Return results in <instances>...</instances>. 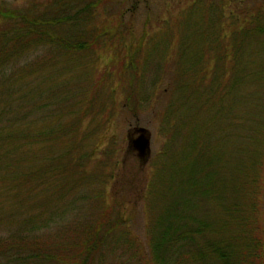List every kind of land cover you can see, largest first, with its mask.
Masks as SVG:
<instances>
[{"label":"trees","instance_id":"16d2710c","mask_svg":"<svg viewBox=\"0 0 264 264\" xmlns=\"http://www.w3.org/2000/svg\"><path fill=\"white\" fill-rule=\"evenodd\" d=\"M129 1L135 12L141 0ZM103 2L0 7V264H264V119L230 118L243 76L230 86L220 79L225 70L208 77L194 35L181 38L162 89L168 136L148 166L144 238L124 202L107 197L115 169L84 166L96 146L81 153L78 125L107 120L112 104L98 98L91 65L83 79L71 69L86 70L83 56L113 42ZM124 17L116 20L127 31ZM258 30L235 31V54ZM171 47L148 37L123 62L122 107L137 122L164 81ZM259 74L262 64L245 76Z\"/></svg>","mask_w":264,"mask_h":264},{"label":"rangeland","instance_id":"374dc122","mask_svg":"<svg viewBox=\"0 0 264 264\" xmlns=\"http://www.w3.org/2000/svg\"><path fill=\"white\" fill-rule=\"evenodd\" d=\"M23 2L0 0V7L22 6ZM102 5V20L112 24L113 42L83 56L86 70L71 71L76 78L83 79L89 72L88 66L93 67L96 81L100 84L98 98L112 104L111 116L109 112L105 113L109 116L107 120L102 117L103 114L98 118L87 116L80 122L78 133L85 134L80 150L86 154L93 145L96 146L92 158L84 162L88 169L102 167L106 172L115 169L117 177L113 183L109 182L107 197L112 199L114 196L124 202L130 211L131 229L144 238L147 223L146 202L143 199L145 179L152 157L167 143L168 135L161 131V125L169 95L162 89L174 74L173 61L181 38L186 35L198 38V54H203L200 67L210 70L207 71L208 77L225 70L220 79L230 86L236 77L240 80L243 76L232 92L231 98L235 102L230 118L240 117L245 123L247 118L254 116L264 119V74L255 79L245 76L251 73L253 67L264 65V35L260 36L258 30L264 29V0H141L135 12L128 9L131 5L129 0H104ZM121 12L125 14V25L130 27L127 31L123 29V23L116 20ZM245 28L251 33L258 30V34L243 40L244 45L240 44L241 48L235 54L233 40L236 35L247 37L246 32H250ZM148 37L165 42L171 40V56L163 63L165 78L157 88L152 105L139 113L137 122L132 113L122 107L128 88L123 62H127L130 54L135 53V47ZM138 126L147 128L151 138V150L145 158L138 157L131 146V140L138 135ZM257 128L262 132L263 122H259ZM137 170L141 171L138 175ZM144 170L147 172L142 173Z\"/></svg>","mask_w":264,"mask_h":264},{"label":"water","instance_id":"95a60500","mask_svg":"<svg viewBox=\"0 0 264 264\" xmlns=\"http://www.w3.org/2000/svg\"><path fill=\"white\" fill-rule=\"evenodd\" d=\"M138 135L131 140V146L137 151L138 157L145 158L151 150V138L147 128L138 126L136 127Z\"/></svg>","mask_w":264,"mask_h":264}]
</instances>
